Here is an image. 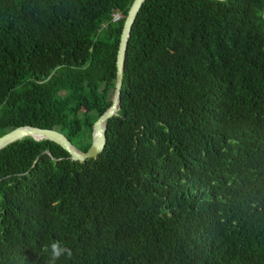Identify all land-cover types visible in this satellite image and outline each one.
I'll return each mask as SVG.
<instances>
[{
    "label": "trees",
    "instance_id": "obj_1",
    "mask_svg": "<svg viewBox=\"0 0 264 264\" xmlns=\"http://www.w3.org/2000/svg\"><path fill=\"white\" fill-rule=\"evenodd\" d=\"M132 1L0 0V137L88 150ZM56 239L58 264H264V0H146L102 152L0 150V264Z\"/></svg>",
    "mask_w": 264,
    "mask_h": 264
},
{
    "label": "water",
    "instance_id": "obj_2",
    "mask_svg": "<svg viewBox=\"0 0 264 264\" xmlns=\"http://www.w3.org/2000/svg\"><path fill=\"white\" fill-rule=\"evenodd\" d=\"M146 0H133L126 18L124 20L121 36L119 40L117 56H116V77L114 93L111 100L110 107L95 121L92 127V138L90 147L86 152L77 151L70 141L60 132L53 129H41L36 127H19L0 137V150L8 145L20 141L23 138L30 137L35 141L47 140L60 146L68 153V158L73 162L84 163L87 160L95 159L103 150L105 146L106 123L116 115L119 105V98L121 94L123 70L125 53L127 44L132 29V25L140 10L141 6ZM225 1V0H216Z\"/></svg>",
    "mask_w": 264,
    "mask_h": 264
},
{
    "label": "clouds",
    "instance_id": "obj_3",
    "mask_svg": "<svg viewBox=\"0 0 264 264\" xmlns=\"http://www.w3.org/2000/svg\"><path fill=\"white\" fill-rule=\"evenodd\" d=\"M43 251L48 254L47 264H58L61 259L71 260L72 248L64 241L56 239L43 246Z\"/></svg>",
    "mask_w": 264,
    "mask_h": 264
},
{
    "label": "rangeland",
    "instance_id": "obj_4",
    "mask_svg": "<svg viewBox=\"0 0 264 264\" xmlns=\"http://www.w3.org/2000/svg\"><path fill=\"white\" fill-rule=\"evenodd\" d=\"M114 21H116L117 19H118V15L116 14L115 16H114Z\"/></svg>",
    "mask_w": 264,
    "mask_h": 264
},
{
    "label": "built area",
    "instance_id": "obj_5",
    "mask_svg": "<svg viewBox=\"0 0 264 264\" xmlns=\"http://www.w3.org/2000/svg\"><path fill=\"white\" fill-rule=\"evenodd\" d=\"M115 20V19H114Z\"/></svg>",
    "mask_w": 264,
    "mask_h": 264
}]
</instances>
